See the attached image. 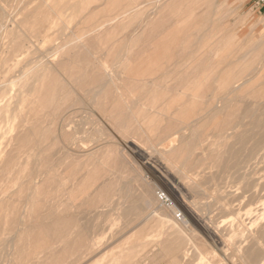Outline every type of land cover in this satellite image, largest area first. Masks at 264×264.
I'll return each instance as SVG.
<instances>
[{
  "label": "rangeland",
  "instance_id": "1",
  "mask_svg": "<svg viewBox=\"0 0 264 264\" xmlns=\"http://www.w3.org/2000/svg\"><path fill=\"white\" fill-rule=\"evenodd\" d=\"M3 1L19 18V0ZM137 3L139 29L127 37L139 32L138 52L124 53V60L122 53L103 49L121 44L117 28L113 36L75 40L69 38L79 32L74 22L41 36L40 29L20 30L18 20H10L0 5V82H15L11 92L0 93L5 113L0 112V157L10 155L0 158V264H264V253L253 251L255 240L237 237L235 231L252 232L264 245L259 235L264 215L257 218V210L264 214V152L243 170L244 157H235L240 147L233 139L252 130L256 118L264 121V76H254L264 68V18L252 0ZM70 39V46L62 47ZM123 39L122 48H130V38ZM53 48L64 51L50 52ZM24 87L29 90L18 91ZM35 101L43 106L34 109ZM127 107L141 123L153 112L167 115L166 123L145 126V135L136 124H117L116 110L128 112ZM244 114L256 118L243 120ZM240 115L245 127L235 124ZM7 119L11 124L3 122ZM25 119L29 123L22 125ZM183 128L181 133L197 136L189 140L193 149L170 158L188 178L175 170L172 177L198 216L226 230L221 249L198 223H187L183 203L157 179V170L143 171L147 159L136 149L138 144L146 150L147 138L157 144L158 136Z\"/></svg>",
  "mask_w": 264,
  "mask_h": 264
},
{
  "label": "bare ground",
  "instance_id": "2",
  "mask_svg": "<svg viewBox=\"0 0 264 264\" xmlns=\"http://www.w3.org/2000/svg\"><path fill=\"white\" fill-rule=\"evenodd\" d=\"M11 23V22H10ZM5 25V24H4ZM16 25V24H15ZM0 26H1V24H0ZM10 26V25H9ZM18 26V25H17ZM3 27V26H2ZM6 27V26H5ZM12 27V26H11ZM22 27V26H21ZM25 27V26H24ZM7 28V27H6ZM15 28V27H14ZM3 29V28H2ZM3 35H4V33H3ZM6 37V36H5ZM4 37V38H5ZM27 39H29V38H27ZM31 41V40H30ZM79 42V41H78ZM77 43V42H76ZM195 43V42H194ZM75 44V43H74ZM187 44V43H186ZM193 45V44H192ZM197 44H195V46H196ZM192 47V46H191ZM190 49V48H189ZM189 52V51H188ZM2 52L0 51V54H1ZM18 54H20V53H18ZM0 59H1V55H0ZM41 65V64H40ZM40 65H37V67H39ZM122 65V64H121ZM35 67V66H34ZM114 67V66H113ZM142 67V66H141ZM264 67V66H263ZM36 68V67H35ZM96 68V67H95ZM27 70V69H26ZM28 70H29V68H28ZM33 70H35V69H33ZM33 70H30V71H32L33 72ZM103 70V69H102ZM105 70V69H104ZM114 70H115V68H114ZM29 71V72H30ZM210 71V70H209ZM29 72H27V73H29ZM52 72V71H51ZM105 72V71H104ZM31 73V72H30ZM100 73V72H99ZM106 74H109L107 71L105 72ZM112 74H113V72H111ZM219 73V72H218ZM98 74V73H97ZM22 75H24V74H21V76ZM57 75V74H56ZM155 75H156V73H155ZM25 76V75H24ZM24 76H23V78H24ZM27 76V75H26ZM108 76V75H107ZM254 76L255 77H261V76H264V68H261V69H259L258 71H256L255 73H254ZM253 76V77H254ZM110 77V76H109ZM97 78V77H96ZM110 80V79H109ZM108 80V81H109ZM114 80V79H113ZM223 79H221V81H222ZM243 80V78H240L237 82H236V84H238V86L237 87H241L240 85L242 84V83H240L241 81ZM94 82V81H93ZM112 82H114L115 83V81H112ZM193 82V81H192ZM214 82V81H213ZM219 82V81H218ZM98 83V82H97ZM109 83V82H108ZM190 83V82H189ZM13 84H15V82H10V81H8V82H6V83H2V82H0V93L1 92H3L4 90H7V91H12V87H11V85H13ZM190 84H192V83H190ZM189 84V85H190ZM194 84V83H193ZM116 86V85H115ZM214 86V85H213ZM209 87V86H208ZM13 88H14V85H13ZM175 88V87H174ZM190 88V87H189ZM239 88H237V89H234L233 90V92H236V91H238V89ZM41 89H42V87H41ZM209 90H210V87L208 88ZM219 89V88H218ZM21 90H23V91H28L29 90V87H28V89L27 88H22V89H20V90H18V91H21ZM205 91H206V89L204 90V93H205ZM212 92V91H211ZM5 93V92H4ZM180 93V92H179ZM119 94V93H118ZM234 94V93H233ZM2 94H0V112H1V110L3 109V107H4V104L2 103V96H1ZM203 95H205V94H203ZM43 97V96H42ZM20 98V97H19ZM106 98V97H105ZM112 98V97H111ZM111 98H109L110 100H111ZM124 98V97H123ZM221 98V97H220ZM226 98V95H224V99ZM232 98V97H231ZM20 99H23V98H20ZM96 99V98H95ZM135 99V98H134ZM158 99V98H157ZM191 99H193V101L194 102H192V104H196V103H198V102H195L197 99H198V97L196 98V97H192ZM202 99H203V97H202ZM218 99H219V97H218ZM204 100V99H203ZM202 100V101H203ZM20 100H18L16 103H15V106L17 105H21V102H19ZM23 101V100H22ZM107 101H108V99H107ZM158 101V100H157ZM238 101V100H237ZM42 102V101H41ZM40 102V103H41ZM219 102V101H218ZM256 102V101H255ZM40 103L38 102V101H35V102H32V105H33V108L34 109H39V108H41L42 106H43V104H42V106L40 105ZM43 103V102H42ZM115 103V102H114ZM178 103V102H177ZM185 103H187V102H185ZM203 103V102H202ZM217 103V102H216ZM224 103H225V101H224ZM241 103H246V102H243V101H241ZM24 104V103H23ZM139 104V100L136 102V105H138ZM148 104H150V103H148ZM147 104V105H148ZM258 104V103H257ZM19 105V106H20ZM135 105V106H136ZM144 105V104H143ZM176 105V104H175ZM188 105V104H187ZM197 105V104H196ZM243 105V104H242ZM264 105V104H263ZM18 106V107H19ZM226 106V105H225ZM111 107V106H110ZM113 107V106H112ZM111 107V108H112ZM146 107V106H145ZM179 107V106H178ZM177 107V108H178ZM194 107H195V105H194ZM197 107V106H196ZM195 107V108H196ZM220 107V106H219ZM243 107H245V106H243ZM125 108V107H124ZM148 108V107H147ZM199 108V107H198ZM241 108V107H240ZM116 109V108H115ZM127 109H128V112H125V111H117L116 110V112H115V122L117 123V124H119V125H124V124H128V122L129 123H131V124H136L137 126H139V129H137L140 133L141 132H143V133H141V134H144L145 135V132L147 131V129H146V127L145 126H148L147 128L148 129H150V126H151V124H153V125H155V126H157L156 124H154V123H156V122H161V123H163V121H164V118L167 116H165V114L164 113H160V112H153L152 114H151V117L148 119L147 118V120H144L143 121V123H141V121H139L138 119H137V116H136V114L134 113V111H133V109L131 108V107H127ZM137 109H139V108H137ZM145 109V108H144ZM224 109V108H223ZM237 109V108H236ZM250 109V108H249ZM260 109V108H259ZM126 110V109H125ZM147 110V109H146ZM231 110V109H230ZM196 111V110H195ZM224 111V110H223ZM239 111V110H238ZM254 111V110H253ZM262 111V110H261ZM152 112V111H151ZM193 112H194V110H193ZM211 112V111H210ZM220 112V111H219ZM232 112H234V111H232ZM255 112V111H254ZM2 113V115L3 114H5L4 112H1ZM226 113V112H225ZM228 113V112H227ZM226 113V114H227ZM106 114V113H105ZM197 114H199V113H197ZM259 114V113H258ZM262 114V113H261ZM264 114V113H263ZM8 115V114H7ZM109 115V114H108ZM114 115V114H113ZM179 115V114H178ZM190 115H191V112H190ZM252 115H254V113L252 114ZM252 115H243V120L244 119H246V118H250V120H251V118L253 119V117H251ZM255 115H257V114H255ZM127 116H129V118L128 119H126V117ZM184 116H185V114H184ZM203 116V115H202ZM241 116L242 115H240V116H238L237 117V119H238V123H235L236 124V126H239V125H242V127H245V122H243V120H241ZM106 117V116H105ZM125 117V118H124ZM192 117V116H191ZM200 117V116H199ZM110 118V117H109ZM186 118H188V117H186ZM256 117H254V119H255ZM264 118V117H263ZM126 119V120H125ZM180 119H181V117H180ZM201 119V118H200ZM205 119V118H204ZM253 119V120H254ZM129 120V121H128ZM171 120V119H170ZM169 120V121H170ZM182 121H184L183 119H181ZM198 120H199V118H198ZM240 120H241V122H240ZM109 121V120H108ZM172 121V120H171ZM195 121H197V120H195ZM194 121V122H195ZM204 121V120H203ZM3 122L5 123V124H11V120L10 119H7V120H3ZM2 122V123H3ZM173 122H175V121H173ZM179 122V121H178ZM177 122V123H178ZM29 123V121L28 120H24V121H22V125H26V124H28ZM111 123V122H110ZM165 123H166V121H165ZM165 123H163V124H165ZM200 123H201V121H200ZM199 123V124H200ZM163 124H161V125H163ZM180 124H182V123H180ZM252 124H253V129L250 131V130H245V131H243V129H242V133H237L236 135H234V137L235 138H233V139H236V145H238V150L236 151V153H235V157H238V155H242L243 157H244V160H242V162H240V165L241 164H243V170H245V169H249V167H250V165H251V163L252 162H258L259 160H260V158H261V156H262V152H264L263 150H264V121L263 120H261V119H258V118H256V120H254V121H252ZM251 124V125H252ZM152 125V126H153ZM158 125H159V127H160V124L158 123ZM169 125H171V124H169ZM179 125V124H178ZM196 125V124H195ZM116 126V125H115ZM128 126V125H127ZM166 126V125H165ZM249 126V125H248ZM20 127H22V126H20ZM158 127V126H157ZM156 127V128H157ZM158 127V128H159ZM12 128V127H11ZM23 128V127H22ZM128 128H130L129 126H128ZM155 128V129H156ZM191 128V127H190ZM4 129V128H3ZM18 129V128H17ZM162 129V128H161ZM173 129V128H172ZM223 129V128H222ZM234 128L232 127L231 129H228V130H233ZM11 130L12 129H8V131L9 132H11ZM128 130V129H127ZM135 130H136V128H135ZM152 130H154L153 128H152ZM159 130V129H158ZM157 130V131H158ZM174 130V129H173ZM184 130H186V129H180L178 132H174V134H172V135H169V136H163V135H161V136H158V138H157V144H154V143H152L153 141H150V138L148 139L147 137V139H146V147H147V149L145 150V149H143V147H141V146H138V144H137V151H138V154H139V157H145V159H147V160H144L145 162L142 164L143 165V171H151V172H153V173H155V174H157L156 172H155V170H157V172H158V174H157V179L159 180V181H161L162 183H164L165 185H167V187H169V190L170 191H172V193H173V195H174V198L177 200V201H179V202H181V203H183V209H184V211H185V215H186V217H188L187 219H186V221H187V223H198L202 228H203V230H205L207 233H208V235L209 236H211L212 238H215L216 240H214V244H215V247L216 248H218L217 246L220 244L221 246H220V249H221V247H222V245L224 246L225 245V242H224V236H226V230H224L222 227H213V224H212V222H210L209 220H206V219H204V218H202V217H200V216H198L197 214H196V212L194 211V210H192L186 203H185V201H184V189L180 186V184L178 183V182H176V180H174V178L172 177V170H175V172L177 171V172H180L185 178H188L187 176H186V173L182 170V169H180L179 168V166H177L172 160H171V158L170 157H172V156H181L182 154H187V148L188 147H190L189 146V140L190 139H194V138H196L197 136L195 135V133L194 134H192L191 136H192V138H191V136H188V135H186V134H183L184 132ZM190 130H192V128L190 129ZM227 130V131H228ZM5 131V130H4ZM30 131V130H29ZM164 131H166V130H164ZM234 131V130H233ZM241 131V130H240ZM153 132V135H154V131H152ZM181 132H183V133H181ZM186 132V131H185ZM195 132V131H194ZM239 132V131H238ZM14 133V132H13ZM18 133H19V131H18ZM123 133H124V131H123ZM165 133V132H164ZM167 133V132H166ZM9 134V133H8ZM125 134V133H124ZM150 134H152L151 133V130H150ZM149 134V136H151ZM207 134V133H206ZM235 134V133H234ZM31 135V134H30ZM117 135V134H116ZM230 134H228V136H229ZM233 135V134H232ZM16 136H18L17 134H16ZM27 136H29V135H27ZM32 136V135H31ZM95 136V135H94ZM142 136V135H141ZM141 136H140V140H142L143 138H144V136L142 137V139H141ZM200 136H201V134L199 135V138H200ZM227 136V137H228ZM4 137V136H3ZM96 137V136H95ZM230 137V136H229ZM232 137V136H231ZM5 138V137H4ZM3 138V139H4ZM45 138V137H44ZM251 138H253V140H255V143H254V145L253 144H251V145H249V146H251L252 148H249V149H247L248 148V142H249V140L251 141ZM224 139V138H223ZM14 140V139H13ZM17 140V139H16ZM94 140V139H93ZM252 140V141H253ZM10 141H12V139L10 140ZM195 141V140H194ZM14 141H12V143H13ZM140 142V141H139ZM144 142V141H143ZM94 143V142H93ZM124 143V142H123ZM142 143V142H141ZM251 143H253V142H251ZM95 144V143H94ZM109 144V143H108ZM116 144V143H115ZM192 144L193 143H191V146H192ZM8 145H9V143H8ZM12 145V144H11ZM126 145V144H125ZM228 145H230V144H228ZM228 145L226 146V150L225 151H227V147H228ZM246 145H247V148H246ZM253 145V146H252ZM6 146V145H5ZM133 146V145H132ZM193 146H194V144H193ZM9 148V147H8ZM191 148V147H190ZM191 149H193V148H191ZM235 149H237V148H235ZM204 150V149H203ZM207 150V149H206ZM4 151V150H3ZM2 151V152H3ZM190 151V150H189ZM202 151V150H201ZM5 152V151H4ZM191 152V151H190ZM207 152V151H206ZM9 153V152H8ZM7 153V154H8ZM223 152H222V150H221V154H222ZM225 154L227 153V152H224ZM3 154V153H2ZM192 154V153H191ZM190 154V155H191ZM202 154V153H201ZM207 154H208V152H207ZM141 155V156H140ZM219 155V154H218ZM0 156H1V153H0ZM3 156V155H2ZM10 156V155H9ZM7 157V155H5L4 157H0V158H3V159H5L6 157H7V159L8 158H10V157ZM67 156H69V155H66V157ZM94 156V155H93ZM135 156H136V154H135ZM155 156H159L160 157V159L161 160H155ZM186 156V155H185ZM184 156V157H185ZM221 156H223V154L221 155ZM263 156H264V154H263ZM70 157V156H69ZM192 157V156H191ZM191 157H189V158H191ZM209 157H211L210 156V154H209ZM209 157H207V159H211V158H209ZM212 157H214L213 155H212ZM219 157V156H218ZM89 158V157H88ZM204 158V157H203ZM215 158H216V155H215ZM3 159H2V161H3ZM68 159H70V158H68ZM74 159V158H73ZM142 159V158H141ZM223 159H225V158H223ZM6 160V159H5ZM72 160V159H71ZM142 160V161H143ZM216 160V159H215ZM2 161H1V163H2ZM73 161V160H72ZM106 161V160H105ZM4 162V161H3ZM115 162V161H114ZM113 162V163H114ZM262 161H260V163H261ZM190 163V162H189ZM259 163V164H260ZM3 164V163H2ZM1 164V165H2ZM102 164V163H101ZM258 164V165H259ZM105 166V165H104ZM110 166V165H109ZM116 166H117V163H116ZM119 166V165H118ZM117 166V167H118ZM208 166V165H207ZM12 167V166H11ZM102 167V166H101ZM111 167H113V166H111ZM139 167V166H138ZM255 167V166H254ZM77 168V167H76ZM110 168V167H109ZM188 168V167H187ZM186 168V169H187ZM209 168V167H208ZM1 169V168H0ZM106 169V168H105ZM119 171H120V168H117ZM3 170V169H2ZM2 170H0V172L2 171ZM100 170V169H99ZM103 170V169H102ZM111 170H113V168H111ZM188 171H189V169H187ZM186 170V171H187ZM250 170V169H249ZM107 171V170H106ZM105 171V172H106ZM247 171V170H246ZM246 171H244V172H246ZM45 172V171H44ZM47 172V171H46ZM101 172V171H100ZM104 172V173H105ZM191 172V171H190ZM251 172V171H250ZM255 172V171H254ZM70 173V172H69ZM103 173V174H104ZM118 173V172H117ZM107 174V173H106ZM251 174H252V172H251ZM42 175V174H41ZM109 175V174H108ZM115 175V174H114ZM118 175H119V173H118ZM44 176H45V174H44ZM47 176V175H46ZM45 176V177H46ZM116 176V175H115ZM44 177V178H45ZM88 180V179H87ZM43 181H44V179H43ZM117 181V180H116ZM89 182H91V181H89ZM254 183V182H253ZM258 183V182H257ZM47 184H48V181H47ZM46 184V185H47ZM83 184V183H82ZM45 185V186H46ZM49 185V184H48ZM84 185V184H83ZM108 185H110V184H108ZM115 184H113L112 185V188H113V186H114ZM44 186V185H43ZM86 186L88 187V185L86 184ZM90 186H92V184H90L89 185V187ZM106 186V185H105ZM104 186V187H105ZM248 186V185H247ZM256 186V185H255ZM40 187V186H39ZM79 187V186H78ZM108 187V186H107ZM110 187V186H109ZM111 187H110V190L112 189ZM152 188V187H151ZM82 189H84V187H82ZM40 190V189H39ZM38 190V191H39ZM45 190V189H44ZM155 190V189H154ZM261 190V192H262V188L260 189ZM80 191V190H79ZM114 191V190H113ZM146 191V190H145ZM44 192V191H43ZM78 192V191H77ZM82 192V191H81ZM93 192V191H92ZM156 192V191H155ZM38 193H40V192H38ZM45 193V192H44ZM80 193V192H79ZM99 194H101L100 192H98ZM105 194H106V192H105ZM147 194H148V192H147ZM41 195V194H40ZM150 195V194H149ZM159 195V194H158ZM260 195H261V193H260ZM103 196H104V194H103ZM99 197V196H98ZM148 197V196H147ZM153 197V196H152ZM183 197V198H182ZM70 198H72L71 196H70ZM69 198V199H70ZM104 198V197H103ZM106 198V197H105ZM155 198V197H154ZM257 198V197H256ZM97 199V198H96ZM153 199V198H152ZM162 199V198H161ZM260 199V198H259ZM29 200V199H28ZM148 200V199H147ZM257 201H258V199H256ZM72 201V200H71ZM108 201V200H107ZM159 201H160V199H159ZM158 201V197H157V201L156 202H159ZM25 202V201H24ZM100 202V201H99ZM150 202V201H149ZM153 202V201H152ZM154 202H155V200H154ZM155 202V203H156ZM102 203V202H101ZM108 203V202H107ZM177 203V202H176ZM255 203H256V201H255ZM27 204H29V203H27ZM95 204H97L98 205V203H95ZM100 204V203H99ZM159 204H160V202H159ZM258 204V203H257ZM261 204V203H260ZM260 204H259V206H260ZM180 205V204H179ZM256 205V204H255ZM27 206H29V205H27ZM27 206H26V208H27ZM77 206V205H76ZM153 207V206H152ZM226 207H228L227 205H226ZM264 207V206H263ZM156 208V207H155ZM182 209V208H181ZM222 209H223V207H222ZM264 209V208H263ZM174 210H176V208H174V209H172V211H174ZM179 210V209H178ZM261 210H262V208H261ZM177 211V210H176ZM264 211V210H263ZM257 212L258 213H260V214H258V220H259V218L262 216V215H264V214H261L262 212H260L259 210H257ZM174 213V212H173ZM176 214V213H175ZM26 215V214H25ZM52 215H53V213H52ZM48 217H46V219H47ZM50 219V217L48 218V220ZM54 220V219H53ZM56 220V219H55ZM59 220V219H58ZM261 220V219H260ZM51 220H49V222H50ZM69 221H71V220H69ZM48 222V223H49ZM52 222V221H51ZM54 222V221H53ZM57 222V221H56ZM63 222V221H62ZM61 222V223H62ZM67 222H68V220H67ZM59 224H60V222H59ZM59 224H58V226H59ZM48 225V224H47ZM46 225V226H47ZM172 225H173V223H172ZM188 225V224H187ZM57 226V228H60L59 230H61L62 228L61 227H58ZM61 226H62V224H61ZM69 226V225H68ZM70 226H71V223H70ZM174 226V225H173ZM176 227V226H175ZM233 227V226H232ZM49 228H50V225H49ZM48 228V229H49ZM40 229H41V227H40ZM44 230L46 229V227L45 228H43ZM51 229V228H50ZM53 229V228H52ZM55 229H56V227H54V231H55ZM42 230V229H41ZM58 230V229H57ZM56 230V231H57ZM99 230H100V228H99ZM231 230V229H230ZM233 230V229H232ZM250 230V229H249ZM263 231L259 234V235H264V229H262ZM39 231V230H38ZM228 231V230H227ZM234 231V230H233ZM236 232L238 231V233H237V237H239V236H241V234H243V236H242V238L243 237H245L246 235L248 236V238L247 239H249V242H251V240H255V242H254V250L253 251H260V252H263L264 253V245L262 244V242L260 241V239H258V237L256 236V235H254V233H252V232H248V231H246L245 229H236L235 230ZM251 231H253L252 229H251ZM258 231V230H257ZM50 233L52 232L51 230L49 231ZM62 231H60V233H61ZM36 233H38V232H36ZM45 233V232H44ZM55 233V232H54ZM57 233V232H56ZM205 233V232H204ZM247 233V234H246ZM259 233V232H258ZM42 234H43V232H42ZM59 234V233H58ZM44 235V234H43ZM43 235L41 236L42 238H45V237H43ZM50 235V234H49ZM48 235V236H49ZM60 235V234H59ZM236 235V234H235ZM239 235V236H238ZM47 236V237H48ZM62 236V235H61ZM257 238H256V237ZM230 237V236H229ZM42 238H40V239H42ZM230 239V238H229ZM246 239V238H245ZM246 239V240H247ZM43 240V239H42ZM188 240H189V238H188ZM228 241V240H227ZM264 242V241H263ZM231 243V242H230ZM216 244H218L217 246H216ZM234 244V243H233ZM251 245V244H250ZM253 246V245H252ZM226 247V246H225ZM236 248V247H235ZM249 248V247H248ZM219 249V248H218ZM217 249V250H218ZM237 249H238V247H237ZM216 250V249H215ZM239 250V249H238ZM237 250V251H238ZM222 252V251H221ZM239 252V251H238ZM250 252V251H249ZM244 253H246V251L244 252ZM253 256H256L255 254L253 255ZM251 257V256H250ZM241 258V257H240ZM248 264V263H247Z\"/></svg>",
  "mask_w": 264,
  "mask_h": 264
},
{
  "label": "crops",
  "instance_id": "3",
  "mask_svg": "<svg viewBox=\"0 0 264 264\" xmlns=\"http://www.w3.org/2000/svg\"><path fill=\"white\" fill-rule=\"evenodd\" d=\"M138 0H19L17 15L19 18L14 19L10 15L7 7L0 0L3 6V12L10 20H18L20 30L34 31L41 30V36H50L49 31L56 29L61 32L68 28L70 23L76 22L79 25V32L72 33L69 38L77 37H97V36H113V30L119 29L117 37H119L120 45H115V49L107 46L103 48L104 53H122L121 59L124 60V53L138 52L137 43L139 32L131 37H127L130 30H138L137 5ZM131 8L129 15L124 16V12ZM134 8V9H133ZM130 24L129 29H125ZM22 26V27H21ZM25 26V27H24ZM46 31L44 34L43 31ZM28 36L27 33H24ZM34 33H29L33 35ZM35 35V34H34ZM68 38V39H69ZM123 38H130V48L123 47ZM67 41V40H66ZM127 41V40H125ZM70 41L64 46H70ZM80 42V41H79ZM133 44L135 49H133ZM63 52L64 50L51 49L50 52ZM92 52V51H91ZM98 52L93 50V53Z\"/></svg>",
  "mask_w": 264,
  "mask_h": 264
},
{
  "label": "built area",
  "instance_id": "4",
  "mask_svg": "<svg viewBox=\"0 0 264 264\" xmlns=\"http://www.w3.org/2000/svg\"><path fill=\"white\" fill-rule=\"evenodd\" d=\"M253 9L264 18V0H252Z\"/></svg>",
  "mask_w": 264,
  "mask_h": 264
}]
</instances>
